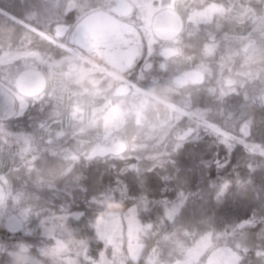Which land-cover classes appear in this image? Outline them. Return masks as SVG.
<instances>
[{"label": "snow or ice", "instance_id": "6c2138e0", "mask_svg": "<svg viewBox=\"0 0 264 264\" xmlns=\"http://www.w3.org/2000/svg\"><path fill=\"white\" fill-rule=\"evenodd\" d=\"M12 7H0L20 29L0 43V264H264V0ZM203 143L223 148L199 160L217 178L181 190L180 158ZM100 163L117 179L97 195ZM150 174L175 199L146 195ZM234 185L243 216L205 206ZM117 190L130 207L98 208Z\"/></svg>", "mask_w": 264, "mask_h": 264}, {"label": "trees", "instance_id": "16d2710c", "mask_svg": "<svg viewBox=\"0 0 264 264\" xmlns=\"http://www.w3.org/2000/svg\"><path fill=\"white\" fill-rule=\"evenodd\" d=\"M19 0H0V7L12 8V11H17L16 8L12 7V5H18ZM20 29L18 27L13 26L7 19L0 17V43H3L9 36L16 39L17 34H19ZM214 151H219L220 157L222 158L224 155V151L222 146L218 149L214 147H209L207 143L199 144L196 146L189 145L186 147L184 154L181 156V164L183 171L181 172V180L180 186L181 190L187 189L188 191H198L202 188L206 187V184L209 180H215L218 175V171L213 165L207 171H204L199 166V160L201 158L211 159V156ZM246 157L241 152H237L232 157V164L239 165L236 168V171L239 172L241 177H244L246 174V168L244 167V162ZM117 166H121L122 162L117 161ZM235 174L230 167L223 174ZM93 183L95 184L97 191V195L103 194V189L112 187L115 188V181L117 179V171L115 168H110L105 166L103 163L96 165L91 168L88 173ZM259 180V177H257ZM130 183L131 189L130 194H139V188L135 184H132L131 180H128ZM177 185H173L165 190V186L163 182L159 179V176L156 174H150L145 186V194L149 195L150 198H161L162 196L168 199H175L176 192L175 188ZM248 193L239 186H233L232 192L229 198L224 202V204L220 206H215V201L212 199L211 201H205V206L213 209L218 216L220 217H231V216H243L245 214V209L241 206V202L246 199ZM131 205L127 202H121L120 200V192L119 190L113 193V199L106 201L103 204L98 205V208L105 209L108 211L122 212L126 210L127 207ZM200 205L197 204V211L200 210ZM264 227V225H257L254 229V232H259L260 228ZM11 235L7 233L5 230L0 229V241L10 240Z\"/></svg>", "mask_w": 264, "mask_h": 264}]
</instances>
